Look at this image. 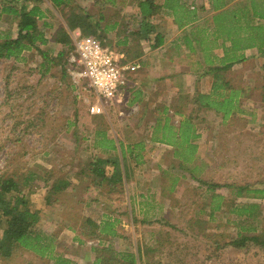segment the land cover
<instances>
[{"label":"rangeland","instance_id":"rangeland-1","mask_svg":"<svg viewBox=\"0 0 264 264\" xmlns=\"http://www.w3.org/2000/svg\"><path fill=\"white\" fill-rule=\"evenodd\" d=\"M94 1L74 0V3L94 13ZM118 8L109 7L107 16L113 18ZM48 13V24L52 28L45 29L42 21L38 23L47 37L58 28L54 14ZM0 31L1 35L10 33L13 36L15 25L9 20L0 21ZM41 49L48 51V56H52L50 58H54L58 50L51 43L41 46ZM21 56L22 61L0 59V177H12L17 184H21L25 177L34 175L28 184L34 190L29 195L30 209L37 211L39 216L34 229L54 235L57 233L52 229L54 218L47 214L53 211H45L49 205L44 202L47 196L42 178H49L48 185L55 180L69 182L63 193L52 196L54 202H65L69 208L60 211L64 221L68 223L70 213L77 214L81 209L89 214L87 218L97 219L101 211L86 209L82 201L88 193V177L79 172H84L86 163L93 161L98 151L92 146L94 133L105 128L108 118L111 121L119 118V109L108 108L102 116L89 115L86 105L96 100L78 97L71 89L66 72L62 77L61 65H50L45 71L43 59L36 51L24 52ZM263 64L264 60L246 63L245 72H250L251 76L246 78L247 90H243L238 96L240 100H237L243 113L237 112L234 122L230 125L220 124L212 114L206 115L205 119L210 125L213 122L206 127V133L213 137L209 139L207 136L202 144L205 151L200 153L198 160L191 157L189 162L190 168L194 166L198 169L194 174L201 178L199 182L232 187L264 186ZM128 115L124 112L120 117L126 118ZM128 126L123 125V132L130 131ZM126 165L131 170L134 184L128 189L126 182L124 189L116 187L107 197L112 196L116 203L132 194H147L158 198V204L165 208L158 213L160 216L156 221L148 223L134 224L128 216H124L116 224V236L107 234L113 229L110 222L103 226L106 230L102 246L108 245L118 261L126 254H133L137 264H264L263 248L248 245L235 249L228 245L229 237L236 234L237 227L233 222H237V218L225 212L224 208L214 213L212 218L209 217L212 194L228 197L236 205L258 204L262 218L264 199H252L251 195L239 198L229 196V189L225 187H215L214 193L207 192L206 186L194 182L195 177L188 173L184 174V185L174 183L173 192H170L172 179L180 178L182 173L169 154L140 157L137 162L134 160ZM36 176L40 177L39 180ZM115 203L111 204L110 209L121 210V205ZM83 216L86 217L79 214L76 221H82ZM80 239L84 240L81 236ZM70 241V234L56 236L53 257L61 259L65 258V254L73 264L92 263L96 254L84 249L89 244L77 246ZM137 248L142 255L139 263ZM0 264H54V259L39 258L18 249L9 260L0 259Z\"/></svg>","mask_w":264,"mask_h":264},{"label":"crops","instance_id":"crops-1","mask_svg":"<svg viewBox=\"0 0 264 264\" xmlns=\"http://www.w3.org/2000/svg\"><path fill=\"white\" fill-rule=\"evenodd\" d=\"M142 1L144 0H95L92 2V8H96L94 13L83 8L89 14L96 16V19H99L98 13L102 14L101 28L104 25H114V30L105 32L107 37L105 42L108 47L123 55L126 61H137L140 64V69L132 74L126 90L125 108L122 111L129 113L127 119L119 117L111 121L108 118L105 128L101 130L106 139L114 142L115 150L103 154L96 149L95 157H119L122 152L127 162L134 160L137 162L140 157L148 155L159 157L162 154H169L182 173L180 178L172 179L170 192H173L174 183L184 185L186 173L190 175L192 172L195 177L194 182L201 179L194 174L198 169L194 166L190 168L189 162L191 157L198 160L200 153L205 151V146L202 144L206 142L207 136L209 139L213 137L206 133V127L213 124L211 121L210 125L205 119L206 115L212 114L220 124L230 125L232 121L234 122L237 112H241L238 107V96L243 90H247L246 78L251 76L250 72H245L246 63L264 60V57L260 55L261 52L257 47L231 50L233 38L226 39L224 35H218L212 26V18L217 13L234 11L236 8L242 9L247 0H153L156 13L151 22L154 32L162 38V42L158 45L155 44L152 33L148 37L139 36L137 33L135 35L141 18L138 4ZM36 5L43 14L37 23L42 21L43 28H52L51 24H48L50 23L48 11L52 12L55 16L54 20L58 21V28L51 36L47 37L44 34L46 44L51 43L58 49L55 58L63 47L52 41L53 34L59 28L67 30L66 22L47 0ZM111 6L119 7L113 18L107 16L108 8ZM4 17V15L0 17L1 22H4L2 21ZM257 22L258 20L255 19L250 24ZM261 24L263 25L264 22L262 21ZM44 52L48 53L45 50ZM50 57L52 56L49 55L48 58ZM224 60L239 62L234 63L228 70L215 74L212 68L222 66ZM202 96L209 97L208 100L212 102L210 106L205 103L207 98ZM222 99L230 100L231 106L227 109L226 115L220 106ZM125 124L129 125L128 129L131 132H123ZM171 125L176 129L175 135L171 137L172 143H160L169 136L164 126ZM180 126H184V130H181ZM92 162H87L84 172L79 174L88 177L86 184L88 193L82 199L84 206L93 212L94 209L100 210L98 218H87L89 214H85L81 209L77 214L70 213L71 219H67V223L61 218L62 212H60L61 209H69L65 202H54L46 206L45 210L53 211L47 214L54 218L52 229L57 232L54 234L55 238L70 234L71 244L77 246L89 244V247L84 246L89 253H95L96 248L108 246H102L104 242L102 238L106 230L103 226L109 225V222L113 229L105 233L116 236L118 233L116 234L114 229L124 216H128L134 224L148 223L156 221L157 216H160L158 213L165 208L158 204V198L147 194H132L122 201H116L118 206L121 205V210L119 208L111 210V204L115 203L114 198L107 197L105 192L99 194V190L90 184L89 170ZM130 171L127 167L123 189L126 182L128 189L134 184ZM75 177L78 178L77 175ZM79 214L86 216H83L80 222L76 221ZM92 223L95 228L90 225ZM91 230H94L95 237L88 236ZM80 236L84 240L80 239ZM93 243H96V246H91ZM64 257L67 258L65 254ZM65 258L61 257L65 264H73L70 259ZM94 260L95 257L90 264H94Z\"/></svg>","mask_w":264,"mask_h":264},{"label":"trees","instance_id":"trees-1","mask_svg":"<svg viewBox=\"0 0 264 264\" xmlns=\"http://www.w3.org/2000/svg\"><path fill=\"white\" fill-rule=\"evenodd\" d=\"M42 1L0 0V17L2 15L5 16L2 21L10 20L15 25L14 36H11L10 33L1 35L0 31V59L22 61L21 55L24 52L34 50L42 57L45 71L52 64L61 65L62 77H65L63 64H65V60L72 50L69 32L79 30L82 35L94 37L106 45L105 41L107 37L105 32L114 30V25H104L101 28L102 14L98 13L99 19H96V16L94 17V15L89 14L83 8L76 6L73 0H47L64 18L67 27V30L59 28L53 34L52 41L62 45L63 50L54 59H51L41 49V46L45 45L47 41L44 32L38 27L37 22L43 14L36 4ZM153 4V0L139 2L140 22L136 32L135 30L130 31H134L135 35L137 33L143 37H148L152 33L151 35L154 34V42L158 45L162 42V38L154 32L151 22L156 13V7ZM255 19L258 20L257 24H250ZM262 21L264 22V0H247L242 9L236 8L234 11L217 13L212 18V26L214 32L218 35H224L226 39L233 38L231 50L257 47L258 51L261 52L260 55L264 57V24H261ZM134 32L131 33L134 34ZM243 36L246 37L242 38ZM238 62L224 60L222 66L214 67L212 70L215 74H219ZM47 63H49V66ZM262 67L264 77V64ZM202 97L207 98V100L205 99V103L207 106H210L212 102L208 100L209 97ZM220 106L226 115L227 109L231 106L230 100L222 99ZM180 129L184 130V126H180ZM164 130L169 136L166 138L167 140H161L160 143H172L171 137L175 135V127L172 125L164 126ZM92 146L103 154L115 150L114 142L106 139L104 132L101 130H97L94 133ZM126 163V158L122 152L119 157H95L89 170L91 173L90 184L99 190V194L101 192H105L106 194L114 192L116 187L122 189L127 176L128 165ZM106 167H109V169L107 170ZM33 177L34 175L30 174L23 179L21 184H17L12 177H0V227L3 226L0 228V259L9 260L15 251L19 249L33 253L39 258H53L54 264H64L60 258L53 257L55 248L54 235L46 234L36 230V228L34 229V225L39 221V216L38 212L32 211L29 205V195L33 194L34 190L30 189L28 184ZM39 178L36 176V179L39 180ZM42 181L46 187L45 195L47 197L44 202L47 205L54 203V197L52 196L63 193L69 183L64 179L55 180L51 185H48L49 178H42ZM197 182L199 181L197 180ZM199 183L206 186L207 192L214 193L215 187H225L229 189V196L234 195V197L239 198L251 195L252 199H264V186L253 187L243 185L232 187L225 184H218L216 186L214 183L207 184L201 181ZM211 199L212 201L209 204L210 218L213 217L214 213L220 212L224 208L225 212L232 214L238 219L237 222H233L237 230L235 236L229 237V246L235 249H243L248 245H253L264 249V218L261 217L258 204L236 205L234 202L231 203L228 197L226 198L218 194H212ZM256 223H261V225L259 226ZM90 225L95 228L93 223ZM93 231L91 230L88 236L95 237ZM96 236L98 237L99 235ZM108 248L109 246L101 249L96 248L94 264H117L118 262L119 264H137L135 255L126 254L118 261L113 256L114 253L112 254ZM137 249L136 253L139 263L142 255H140L139 248Z\"/></svg>","mask_w":264,"mask_h":264},{"label":"built area","instance_id":"built-area-1","mask_svg":"<svg viewBox=\"0 0 264 264\" xmlns=\"http://www.w3.org/2000/svg\"><path fill=\"white\" fill-rule=\"evenodd\" d=\"M72 50L64 68L74 93L81 98L95 99L86 109L91 116H102L108 108H118L123 115L124 100L131 76L140 69L137 61H126L100 40L69 32Z\"/></svg>","mask_w":264,"mask_h":264}]
</instances>
